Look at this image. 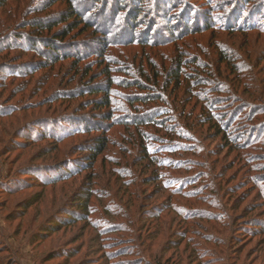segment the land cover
<instances>
[{
    "label": "rangeland",
    "instance_id": "1",
    "mask_svg": "<svg viewBox=\"0 0 264 264\" xmlns=\"http://www.w3.org/2000/svg\"><path fill=\"white\" fill-rule=\"evenodd\" d=\"M55 1L8 0V11L20 13L17 24L7 21L11 25L7 34L21 35L19 44L28 48L34 22L66 15L65 4ZM74 1L79 9L95 14L101 3H115ZM260 2L264 0H243L242 7ZM234 3L213 0V6L228 4L225 9ZM196 4L209 10L205 2ZM5 13H0L1 21L8 18ZM74 21L41 33L37 53L17 48L0 53V264H264V34L204 32L142 48L123 45L127 36L118 35L115 24L98 33L93 27L83 31L80 21ZM90 23L96 26V19ZM70 25L78 27L64 42L50 40ZM49 40L60 54L71 52L79 59L67 56L54 63L53 52L45 47ZM111 42L115 44L109 47ZM179 52L190 63L197 58L208 70L200 85H183L179 98L219 84L220 91L212 88L210 93L215 113L230 120L229 114L240 107L255 110L250 122L245 117L230 126L228 139L237 137L235 147H226L227 139L217 138L209 127L186 128L193 139L185 143L190 151L169 158L187 169L162 168L165 175L156 180L139 153L132 126L105 133L108 149L93 164L91 150L101 132H81L59 141L47 137L50 129L60 127L58 123L66 132L75 123L78 128L110 124L103 118L105 109L94 106L104 95L88 94L108 86L106 67L115 79L110 87L115 107L123 110L117 118L146 112L134 113L126 105L128 96L141 91L122 90V81L140 82L143 94L154 90L169 101L175 91L166 81L153 85V75L163 76L171 56ZM220 54H226L228 66L221 63ZM6 68L16 77H9ZM193 102L186 110L196 107ZM172 120L177 127L184 126L177 113ZM257 132L261 138L247 146ZM185 178L192 186L175 191ZM165 180H173L170 187L164 186Z\"/></svg>",
    "mask_w": 264,
    "mask_h": 264
},
{
    "label": "trees",
    "instance_id": "2",
    "mask_svg": "<svg viewBox=\"0 0 264 264\" xmlns=\"http://www.w3.org/2000/svg\"><path fill=\"white\" fill-rule=\"evenodd\" d=\"M7 1L8 0H0V13L6 12L5 15L7 13L9 15L5 20H0V49H2L0 53L16 48L37 53L40 50L38 45L43 41L40 34L44 32L52 33L55 28L59 25L66 24L69 20H79L80 25L83 27V31L91 30L93 27L95 29L94 31L98 33L101 31L106 32L108 25L115 24L117 25L118 35L125 34L127 36L122 41L123 45H138L142 48L169 45L188 36L199 35L204 32L220 31L233 33L257 31L264 34L263 2L257 4V7H248L247 5L242 7V5L249 0H244V4H242L243 0H235L233 8H230V10L229 8L225 9L226 6H229L228 4H215V6H213V0H135L134 2L137 3H133L132 5L127 3V0L120 1L123 5L119 0H115V3L111 1L106 4L101 3V6L97 9L99 14H95L94 12L93 14L92 12L88 13L79 9L80 5L77 6V2H73V0H56L55 2H62L65 4L67 8L66 15H61L60 18L53 21L38 19L37 22H34L30 28L33 34L29 38L23 36L27 38L26 46H28V48H25V46L19 44V39L22 37L21 35L17 36L14 33L7 34L11 26L9 23L14 25L17 24L20 13V10L17 13L14 12L17 15L15 16L14 13L9 12L6 4ZM197 1L200 3L205 2L207 6L210 5V7L207 8L209 10H202L198 4H196ZM125 3L127 4L125 5ZM134 4H136V6H134ZM88 5L89 3L87 6ZM220 13H222V17L219 16ZM241 16L242 19H240ZM86 19L88 21L84 22ZM95 19L97 22L96 26L90 23V21H95ZM7 21L10 22L8 23ZM160 21L164 24H161ZM105 25L107 27H104ZM77 27L78 25L66 26L63 31L60 30L52 34L50 40L60 43L64 42L68 34L75 31ZM134 35H138L139 38L134 39ZM51 41L49 44H46L45 47L53 52L50 59L54 63L55 61L59 62L61 59H65L64 57L67 56L79 59L78 56L71 52L60 54V48H57ZM111 44H115V42L108 44L109 47H111ZM221 55L224 56L221 59V63H225V65L228 66L226 54H220L219 56ZM185 56L184 52L172 55L170 65L163 73L164 75H159L157 72L153 75V85H158L166 81V85H169L167 88L171 87L172 91H175L171 92L173 98H170L169 101L165 100L161 93L154 90H151L147 94H143L142 90L145 88L140 82L122 81V84L119 86L122 90L135 89L138 92L141 91L139 92L141 94L128 96L126 105L130 106L134 113L141 112L142 110L146 112L140 115L129 116V118H125V116L117 118L116 113H121L123 110L115 107L113 90L110 88L115 84V79L111 77L110 69L106 67L104 74L107 80H109L108 86L103 89L96 88L90 90L88 94L104 95L102 101L99 104L96 103L94 106L98 110L105 109L103 118L110 124L104 125L102 122H99L93 125L95 126L94 128H78L79 126H76L75 123L74 126L68 125L70 128L72 127V129L66 132L62 124L58 123L60 127L56 130L50 129L47 137L50 136L49 138L59 141L75 136L81 132H84V134L90 133L91 131L101 132L103 136L96 138V143L91 150L93 153L90 159L93 164L96 159L108 149L109 139H107L108 136H106L105 133L110 132L113 127H121L126 131L129 126H132L134 131L131 134H136L133 135V137L140 143V148H138L140 151L139 153L143 161H146L145 165L149 166L151 173L156 176V180L164 177L165 174L162 172V168L167 167L168 169H175L183 165L181 163L178 165V161L170 160L169 157L187 150L190 151L189 146H186L185 143H192L193 139L184 131L186 128H189L191 131L194 128L201 130L202 127H209L215 132L217 138H221L222 140L227 139L226 147L232 145L235 147L234 143L237 137L230 136L231 140L228 139L231 134V132L229 134L230 126L236 124V122L238 123L245 117H248V119L246 118L247 122H250L255 114V110L253 109L249 112V109H251L250 107H240L235 110L234 114H229L228 118H230V120H226L224 116L215 113L217 109L216 101L210 97V93L213 92V90H211L212 88H214L216 92L220 91L218 90L221 89L220 87L218 88V86H220L219 84H213V86L205 90L204 93H192L188 98H185L184 94H181L182 98H179L180 90L183 85L187 87L200 85L202 76L208 75V70H204V67L198 64L197 58V60L193 59L190 63ZM187 67L190 68L189 72L187 71ZM6 69V71H8L6 73L9 77H16V72H13L12 69ZM238 70L240 69H234L235 74L241 77V72L238 73ZM34 71H37V69ZM125 73L126 72H123V75ZM247 77L249 78L250 76ZM192 101H194L193 103L196 107H191L189 110H186V106ZM194 109H198L196 112L197 114L194 113ZM246 110L247 113L243 116ZM175 113L178 114L179 119L183 120V127H177L175 123L172 124ZM142 117L144 119H141ZM86 120L93 122L91 119H83L81 121ZM84 126L86 125L84 124ZM146 127H149L152 131H146L144 129ZM248 135H245V138H247ZM257 138H261V133L257 132V134H254L248 139L249 141H247L246 145L250 146ZM148 142L153 145V148H147L146 143ZM196 150L199 149L195 148L194 151ZM162 155H166V158H162ZM184 165L182 166L184 167L183 170H186L187 167ZM159 171H161V173H159ZM69 174H71L70 171L69 173L64 172L61 178L63 179ZM191 181L192 180H187L186 178L179 181L175 191H182L185 187L192 186ZM171 183H173V180H165L164 186L170 187Z\"/></svg>",
    "mask_w": 264,
    "mask_h": 264
}]
</instances>
